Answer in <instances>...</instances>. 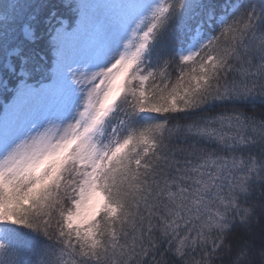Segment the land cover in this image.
<instances>
[{"label":"snow or ice","instance_id":"1","mask_svg":"<svg viewBox=\"0 0 264 264\" xmlns=\"http://www.w3.org/2000/svg\"><path fill=\"white\" fill-rule=\"evenodd\" d=\"M260 7L0 0V264H264Z\"/></svg>","mask_w":264,"mask_h":264},{"label":"trees","instance_id":"2","mask_svg":"<svg viewBox=\"0 0 264 264\" xmlns=\"http://www.w3.org/2000/svg\"><path fill=\"white\" fill-rule=\"evenodd\" d=\"M231 2L233 4H239L241 9H251L253 7L256 8L257 12H261V4L264 3V0H231ZM229 13H231V9L228 10ZM32 45H28L27 48H32ZM35 47H37V49H39L41 46L38 44ZM27 52V49H26ZM38 59V57H37ZM13 61L14 63H18V58L13 57ZM225 106H230V105H225ZM157 117L154 114H141V117L139 118V122L140 123H150L153 122L154 120H156ZM10 229H16L17 226L15 225H9L8 226ZM20 232L22 233H26L27 230L26 229H19ZM0 232H3V234L5 236L8 235L7 232H4L2 229H0Z\"/></svg>","mask_w":264,"mask_h":264},{"label":"rangeland","instance_id":"3","mask_svg":"<svg viewBox=\"0 0 264 264\" xmlns=\"http://www.w3.org/2000/svg\"><path fill=\"white\" fill-rule=\"evenodd\" d=\"M112 62L109 56L100 57L93 65L85 66L89 72H98L103 68H106Z\"/></svg>","mask_w":264,"mask_h":264}]
</instances>
